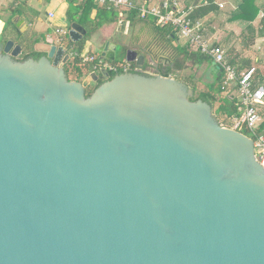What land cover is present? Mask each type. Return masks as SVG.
I'll use <instances>...</instances> for the list:
<instances>
[{
	"label": "water",
	"instance_id": "95a60500",
	"mask_svg": "<svg viewBox=\"0 0 264 264\" xmlns=\"http://www.w3.org/2000/svg\"><path fill=\"white\" fill-rule=\"evenodd\" d=\"M87 33L69 24L70 42ZM1 38L0 264H264L254 141L190 85L106 68L70 80L63 46L21 59L12 34ZM100 48V60L158 64Z\"/></svg>",
	"mask_w": 264,
	"mask_h": 264
},
{
	"label": "trees",
	"instance_id": "16d2710c",
	"mask_svg": "<svg viewBox=\"0 0 264 264\" xmlns=\"http://www.w3.org/2000/svg\"><path fill=\"white\" fill-rule=\"evenodd\" d=\"M216 1L217 0H207V3H200L198 8L194 9L189 16L193 19L204 18L218 9ZM255 1L256 0H242L238 11L232 16V20H246L249 22L248 31L244 36L246 37V42L249 40L252 44L256 36V31L252 30L251 24L260 11ZM68 3L67 19L69 22H78L82 24L87 28L88 33L83 41L79 43H69L79 52V56L69 60L65 68L70 80L83 81L92 71H96L93 63L88 64V61H84L85 55L83 51L86 41L104 25L117 22L120 12L114 7H109L108 4L100 5L96 0H68ZM95 11L96 14L93 16ZM18 13V9H13L11 17L7 20V25L15 26L12 22V18ZM127 15L129 20L134 24V21L140 16V12L138 9H130L127 11ZM147 18L151 19V23L155 29V35L153 39L145 45L144 53L158 63L159 71L162 75L172 76L175 71H183L188 67L189 62H192L193 65L214 63L213 59L208 55L199 50L191 49V45L187 44L182 46L178 44L179 35L172 25H158L154 17L149 16ZM17 32L21 34L20 31ZM31 55L38 58L40 53L33 52L32 54H23L21 59L28 58ZM165 61H167V63H165ZM241 61L242 60H238L237 57L228 58V62L236 66L240 71L244 69V66L241 65ZM109 62L114 65L123 63L120 60ZM215 66L219 67L218 65ZM123 71L124 68L121 66L116 71L111 70L109 71L110 77L112 78L114 75L122 73ZM219 73H221L220 76ZM256 78H264V75L258 72ZM186 82L194 89V96L191 99H203L212 104L214 112L222 125L231 126L230 120L233 117L241 116L242 111L240 110L238 98L235 95L227 93L224 85V74L220 72V69L216 70L215 80L211 83H197L194 76H191L189 81ZM96 86V83L91 84L88 88L87 95H90Z\"/></svg>",
	"mask_w": 264,
	"mask_h": 264
},
{
	"label": "built area",
	"instance_id": "2783aa9c",
	"mask_svg": "<svg viewBox=\"0 0 264 264\" xmlns=\"http://www.w3.org/2000/svg\"><path fill=\"white\" fill-rule=\"evenodd\" d=\"M96 2L100 5L108 4L109 7L120 11L136 9L130 0H96ZM219 6L220 8L225 7L223 3ZM139 12L142 18L154 17L158 25H172L178 32L179 38H185L190 45L196 46L197 50L211 57L214 63L222 69L224 85L237 93L235 96L238 98L242 111L241 116L230 120L231 126L229 127L243 132L254 141L255 157L264 167V78H256L257 67L251 66L240 71L236 66L231 65L223 47L205 35L202 19H193L189 14L178 11L174 0H161L159 5L143 6ZM68 31L69 29H57L56 43L65 48L71 60L78 57L79 52L72 45L65 44L66 39L69 42V38H66ZM84 61L92 62L97 71H101L102 68L116 71L120 66L124 68L126 65L124 63L114 65L91 54L86 55ZM262 71L264 75V70Z\"/></svg>",
	"mask_w": 264,
	"mask_h": 264
},
{
	"label": "crops",
	"instance_id": "0c3cea01",
	"mask_svg": "<svg viewBox=\"0 0 264 264\" xmlns=\"http://www.w3.org/2000/svg\"><path fill=\"white\" fill-rule=\"evenodd\" d=\"M130 1L134 4L136 9L138 10L143 6L159 5L161 2V0H130ZM174 2L176 3V9L178 11L190 15L194 9L198 8V5L200 3L201 4L207 3V0H205L204 3H203V0H174ZM220 3H223L225 7L220 8L219 6ZM241 3H242V0H218L217 2L218 9H216L215 11L211 12L210 14L202 18V21L204 22L205 35L207 36L208 39L218 43L219 45L223 47L226 41L222 42L223 39H221V37L218 36V32L216 31H233L231 33L235 35H238V31L240 32L248 31V26L250 25L248 21L232 20V16L238 11ZM255 3L260 11L256 19L251 24L252 30L256 31V36L254 37L253 44L250 42L251 49L248 51L252 53L253 55L252 54L251 56L245 55L244 58L238 55L239 57L237 58L238 60H242L241 65L244 66L243 70L248 69L249 66H255L257 67V69L261 68L259 73L262 74L263 73L262 70H264V61L259 56H257L256 50H254V47L257 44V40L259 39V37L264 36V11H263L264 1L256 0ZM20 5L25 6L27 17L22 15L20 11L16 15H20L21 18L24 19L25 23L28 25V28L25 31H27L32 26V21L34 22V19L37 18L42 13V11L40 10L41 8L48 9L46 11L45 19L41 18L40 20L42 23L41 27L45 29V33L41 34L40 35L41 37L39 36L37 38H34L32 45L27 48L28 51L26 50L24 52L27 54L30 51H40L36 49L37 43L46 44L47 41L49 43H56L57 35H58L57 29H63V24L62 23L53 24V21L59 18L60 17L59 15H62L66 17L65 21L68 23V19H67V11L69 8L68 0H5V1L0 0V21L4 23V27H6V23L4 21V18L6 17L5 16L6 13L8 11L13 12V9H18ZM127 11L128 10L126 9H122L121 11L119 10L120 14H119L117 22L109 24V25L108 24L104 25L102 28L98 30L104 33L100 41L95 40L94 38V35L96 32L91 35L89 40L92 39L93 42L97 43L100 46L104 44L106 40H110L112 43L123 44L125 48H129V47L131 48L135 47V49L137 47L142 48L143 46L142 44L145 41L141 40L143 42H138L137 46H129L125 37L129 35L128 31H132L138 25H142V26H145V28L146 27L148 28V29H144V31H152V30H149V28L151 29L150 26L153 27V24L151 23V19L142 18L141 16H139L134 21L135 23L133 24L128 18ZM95 14H96V11L93 13V16ZM118 25L120 27H118ZM4 27H3V30H4ZM13 28L16 32L21 31L20 28H17L16 25L13 26ZM45 48H46L45 45H42L40 49H45ZM84 51L86 53L88 51L91 54L94 53V51H90L87 49ZM253 59H255V61ZM259 63H262V66L260 68L258 67Z\"/></svg>",
	"mask_w": 264,
	"mask_h": 264
},
{
	"label": "rangeland",
	"instance_id": "374dc122",
	"mask_svg": "<svg viewBox=\"0 0 264 264\" xmlns=\"http://www.w3.org/2000/svg\"><path fill=\"white\" fill-rule=\"evenodd\" d=\"M3 1H5V0H3ZM217 2H218V0L216 1V3ZM18 10L20 11V13H22V15L27 17L26 11H25V6L20 5ZM40 10L42 11V13L37 18L34 19V22L32 21V26L27 31L23 32L22 34H18L14 30L13 26L7 25V20L12 15V12L8 11L5 15L6 17L4 18V21L6 23V27H4V23L2 21H0V33H1L0 34V40H2V38H1L2 34L9 32L10 34H12L14 39H16V42L18 44L22 45L23 50L26 51L27 48L32 45L34 38H37L41 34L45 33V29L43 27H41L42 23L40 20H41V18L45 19L46 11L48 9L41 8ZM59 16H60L59 18H57L53 21V24L62 23L63 29L68 30L69 24H70L69 20L67 23L65 21L66 20L65 16H62V15H59ZM28 19H29V17H28ZM3 27H4V30H3ZM118 27H120V26L118 25ZM150 27H151V29L149 28V30H152V31H144V29H148V28L147 27L145 28V26H142V25H138L132 31H128L129 35H127L125 37L126 41L128 42V45L129 46H137L138 42L145 41L142 44L143 45L142 48L141 47L136 48L137 50H139L141 52H145L144 51L145 45H147L153 39V37L155 35L154 27H152V26H150ZM216 32H218V36H220L221 39H223L222 42L226 41L224 46H223V49L226 52L227 59L228 58L230 59L232 57H239V56L244 58L245 55L251 56L252 53H250L248 51L251 49L250 48L251 43L249 40H248V42H246V37L244 36V34H246L247 31H241V32L238 31V35L232 34L231 32H233V31H216ZM103 35H104V33H102V31H97L94 35V38H95V40L100 41L102 39ZM66 38H69V37L67 36ZM141 40H143V41H141ZM67 43H68V41L66 39L65 44H67ZM177 43L182 45V46H185L187 44L190 45L189 42L187 40H185V38H183V37L179 38ZM139 46H141V45H139ZM124 48H125V46L123 44L119 43V50L124 49ZM140 48H141V50H140ZM86 49L90 50V51H94V53L91 54V53H89V51L87 53L85 51H83L84 55H90L91 54V55L99 56L101 53L100 45L93 42L92 39L88 40L87 43L85 44L84 50H86ZM191 49L197 50V47L191 45ZM254 50H256L257 56H259L264 61V36L259 37V39L257 40V44L254 47ZM253 60L255 61V59H253ZM261 66H262V63H259L258 67L260 68ZM217 69H219V67L214 66L212 63H204L202 65H198V64L193 65L192 62H189L188 67H186L183 71H175L173 73L172 77L179 78L180 80L186 82V81H189V78L191 76H194L197 83H199V82L211 83L215 80V73H216ZM260 69H258V72H260ZM226 91H227V93H230L232 95H237L236 92L229 90V88H226ZM225 126H228V125H225Z\"/></svg>",
	"mask_w": 264,
	"mask_h": 264
},
{
	"label": "flooded vegetation",
	"instance_id": "af4514ba",
	"mask_svg": "<svg viewBox=\"0 0 264 264\" xmlns=\"http://www.w3.org/2000/svg\"><path fill=\"white\" fill-rule=\"evenodd\" d=\"M1 34V33H0ZM70 43V40H69V42H68V46H70L71 44H69ZM31 52V53H30ZM29 52V54H32L33 52H36V53H40V56L38 57V59L39 58H41L42 56H44V55H47V53L46 52H44V51H30ZM140 53H141V51H140ZM23 54H26L25 52H24V50H22V55ZM96 58H99L98 56H96V55H94ZM20 58H22L21 56H19ZM29 57H33V58H36V57H34V56H29ZM148 57V56H147ZM92 62H89L88 64H91ZM61 66H65L66 67V65L65 64H60ZM124 69H127V70H130V71H137V70H142L144 73H146V74H155V73H160V71H159V65L157 64V67L156 68H154V67H152V66H150V64L149 63H145V66L143 67V69H140V67L138 66V65H136L135 63H131V64H126L125 65V67H124ZM97 71V70H96ZM105 79L104 78H102V79H100L98 82H96V84H100V83H102L103 81H104Z\"/></svg>",
	"mask_w": 264,
	"mask_h": 264
}]
</instances>
